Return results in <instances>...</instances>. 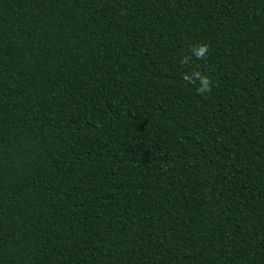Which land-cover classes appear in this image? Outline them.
Returning <instances> with one entry per match:
<instances>
[{"label":"trees","instance_id":"obj_1","mask_svg":"<svg viewBox=\"0 0 264 264\" xmlns=\"http://www.w3.org/2000/svg\"><path fill=\"white\" fill-rule=\"evenodd\" d=\"M0 264H264V0H0Z\"/></svg>","mask_w":264,"mask_h":264},{"label":"clouds","instance_id":"obj_2","mask_svg":"<svg viewBox=\"0 0 264 264\" xmlns=\"http://www.w3.org/2000/svg\"><path fill=\"white\" fill-rule=\"evenodd\" d=\"M209 50V46L207 44H198V45H194L191 48V53L197 58V59H204L208 53ZM183 63H188V58L185 57L182 60ZM185 80H188L190 82H195L196 80H199L200 82V87L197 89L198 93L200 94H204V93H208L211 91V86H212V81L210 80L209 77L204 76L202 73L200 72H193L192 76L189 77L187 75L184 76Z\"/></svg>","mask_w":264,"mask_h":264}]
</instances>
